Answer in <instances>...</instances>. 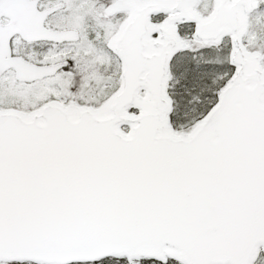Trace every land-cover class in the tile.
Returning <instances> with one entry per match:
<instances>
[{
  "label": "snow or ice",
  "instance_id": "1",
  "mask_svg": "<svg viewBox=\"0 0 264 264\" xmlns=\"http://www.w3.org/2000/svg\"><path fill=\"white\" fill-rule=\"evenodd\" d=\"M0 264H264V0H0Z\"/></svg>",
  "mask_w": 264,
  "mask_h": 264
}]
</instances>
